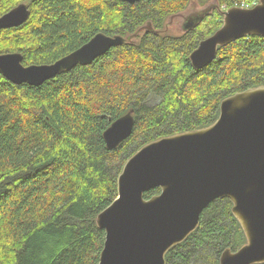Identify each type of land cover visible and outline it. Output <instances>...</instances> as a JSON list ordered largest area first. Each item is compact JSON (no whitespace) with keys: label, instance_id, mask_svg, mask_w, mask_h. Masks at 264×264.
I'll return each mask as SVG.
<instances>
[{"label":"trees","instance_id":"trees-1","mask_svg":"<svg viewBox=\"0 0 264 264\" xmlns=\"http://www.w3.org/2000/svg\"><path fill=\"white\" fill-rule=\"evenodd\" d=\"M193 1L214 8L193 29L170 33V16ZM241 1L0 0V16L29 6L26 22L0 32V54L20 52L25 65L53 63L100 32L134 36L39 86L0 71V264H99L106 232L97 216L117 198L126 160L153 140L212 124L225 97L264 85L261 35L219 47L204 68L191 62L222 26V6ZM131 110V135L108 148L105 131ZM232 205L212 201L166 264H220L225 249L246 243Z\"/></svg>","mask_w":264,"mask_h":264},{"label":"water","instance_id":"water-1","mask_svg":"<svg viewBox=\"0 0 264 264\" xmlns=\"http://www.w3.org/2000/svg\"><path fill=\"white\" fill-rule=\"evenodd\" d=\"M204 9L212 11L209 6ZM186 12L176 17L188 19ZM29 17L27 5L13 8L0 16V32ZM197 23L186 20L185 30ZM247 35L264 36V0L224 11L222 26L191 53L193 66L206 67L219 47ZM133 39L100 32L50 64L25 65L20 52L0 54V71L14 84L39 86ZM134 123L133 110L115 120L104 133L108 148L126 140ZM157 187L158 194L145 197ZM225 197L232 201L247 240L237 251L225 249L220 264L264 263V85L225 97L212 124L153 140L126 160L118 176L117 198L97 216L106 232L99 264H166L167 252L199 227L203 210Z\"/></svg>","mask_w":264,"mask_h":264},{"label":"bare ground","instance_id":"bare-ground-1","mask_svg":"<svg viewBox=\"0 0 264 264\" xmlns=\"http://www.w3.org/2000/svg\"><path fill=\"white\" fill-rule=\"evenodd\" d=\"M194 2L195 3H197L198 5H199V7H200V10L202 11V13H200V15L198 16V17H196V18H193L192 20H190V22L191 23H199L200 21H202V19L204 18V16L207 14V12H206V10L204 9V7L206 8V6H209L210 7V9L211 10H213V8H214V3H207V4H203V5H201L198 1H193V2H191L189 5H188V7L185 9L186 11L190 8V6L192 5V4H194ZM22 4H25V5H27L26 3H21V4H19V5H22ZM18 5V6H19ZM28 6V5H27ZM17 7V6H16ZM29 7V6H28ZM223 8H224V10L222 11V14H223V12L224 11H226V10H228L229 8H231V7H229V8H227V4H225V5H223L222 6ZM12 10V9H11ZM185 10H183V11H185ZM182 11V12H183ZM182 12H180V13H178V14H181ZM174 16H176V14L175 15H172V16H170V21L171 22H173V21H175V20H173L172 18L174 17ZM170 22V23H171ZM170 23L167 25V28L170 26ZM197 23V24H198ZM196 24V25H197ZM195 25V26H196ZM185 31H187V30H181V32H179L178 34H181V33H183V32H185ZM197 49V48H196ZM195 49V50H196ZM194 50V51H195ZM12 53H14V52H12ZM3 54H5V53H3ZM216 58V57H215ZM135 118V117H134ZM135 124V123H134ZM112 125V124H111Z\"/></svg>","mask_w":264,"mask_h":264},{"label":"flooded vegetation","instance_id":"flooded-vegetation-1","mask_svg":"<svg viewBox=\"0 0 264 264\" xmlns=\"http://www.w3.org/2000/svg\"><path fill=\"white\" fill-rule=\"evenodd\" d=\"M200 13H202V11L200 10L199 5L197 3H194L190 6V8L186 12V14H188L186 18L188 17V19H184L182 16H178V17L174 16L172 19L175 20L180 25L181 30H185L186 20L187 22H190V20H192L193 18L198 17Z\"/></svg>","mask_w":264,"mask_h":264},{"label":"rangeland","instance_id":"rangeland-1","mask_svg":"<svg viewBox=\"0 0 264 264\" xmlns=\"http://www.w3.org/2000/svg\"><path fill=\"white\" fill-rule=\"evenodd\" d=\"M256 2H258V0H244V1H241V2H235L234 4L238 5V6H248V5L249 6H253ZM170 22L171 21L168 20L167 25ZM164 30H166V29H164ZM168 30H169L170 33H173V34H178L179 32H181L180 25L176 21H173V22L170 23V26L168 27Z\"/></svg>","mask_w":264,"mask_h":264},{"label":"built area","instance_id":"built-area-1","mask_svg":"<svg viewBox=\"0 0 264 264\" xmlns=\"http://www.w3.org/2000/svg\"><path fill=\"white\" fill-rule=\"evenodd\" d=\"M248 6H249V5H248ZM248 6H247V7H248Z\"/></svg>","mask_w":264,"mask_h":264}]
</instances>
